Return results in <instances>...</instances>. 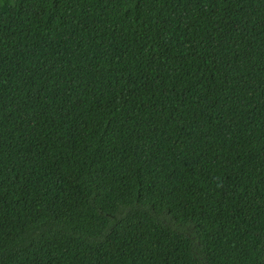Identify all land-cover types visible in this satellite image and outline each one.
<instances>
[{"label":"trees","instance_id":"obj_1","mask_svg":"<svg viewBox=\"0 0 264 264\" xmlns=\"http://www.w3.org/2000/svg\"><path fill=\"white\" fill-rule=\"evenodd\" d=\"M0 264H264V0H0Z\"/></svg>","mask_w":264,"mask_h":264}]
</instances>
